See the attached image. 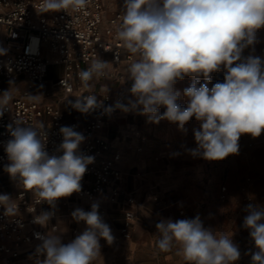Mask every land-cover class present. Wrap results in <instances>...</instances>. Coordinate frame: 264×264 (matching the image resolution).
<instances>
[{
  "label": "clouds",
  "instance_id": "1",
  "mask_svg": "<svg viewBox=\"0 0 264 264\" xmlns=\"http://www.w3.org/2000/svg\"><path fill=\"white\" fill-rule=\"evenodd\" d=\"M88 3L41 0L40 12H78ZM121 8L116 39L133 55L126 68L132 98L126 104L117 101L104 108L105 113L115 109L135 111L149 122L167 120L184 132L185 125L195 117L200 125L193 130L196 147L186 151L193 158L207 161L238 154L241 135L256 138L264 132V57L243 55L258 42L257 32L264 27V0H123ZM6 54L7 50L0 47V55ZM222 67L224 81L209 87L212 73ZM111 69V62L98 57L78 76L91 93L95 81L107 77ZM187 76L193 81L181 92L175 85ZM14 86L9 81V88L0 94V117L13 99L17 90ZM104 88L108 91L106 85ZM181 96L186 99L185 107L178 102ZM42 98L41 94L27 95L30 102L39 103ZM72 107L89 113L102 107V102L89 94L77 97ZM161 107L165 111L159 114ZM23 125L22 120L14 119L7 126L11 138L4 149L10 163L5 171L33 193L35 204L47 203L55 209L61 198L81 192L82 178L94 157L79 152L85 137L75 126L60 128L63 139L56 152L62 154L50 155L43 121ZM0 205L7 217L19 214L17 201L7 194H0ZM98 208L93 203L90 211L77 208L71 213L86 228L67 244L62 243L63 229L53 227L46 234L34 233L41 241L35 249V264H94L101 257L100 240L109 245L115 240ZM246 211L243 227L250 230L257 249L251 254L252 264H264V208L249 204ZM53 216V211H42L33 216L32 223L46 227ZM155 227L158 250L168 253L175 247L186 264H234L240 259L239 247L231 238L234 233L229 236L206 228L198 215L175 222L161 219Z\"/></svg>",
  "mask_w": 264,
  "mask_h": 264
},
{
  "label": "crops",
  "instance_id": "2",
  "mask_svg": "<svg viewBox=\"0 0 264 264\" xmlns=\"http://www.w3.org/2000/svg\"><path fill=\"white\" fill-rule=\"evenodd\" d=\"M257 41L250 48H258L264 43V27L258 30ZM0 47L6 49L7 54L11 52L6 44V31L2 27ZM43 55L50 64L49 72L46 81L37 87L32 95L41 94V102L58 106L65 114L67 122L75 121L82 126L87 125L92 118L91 113H81L72 107L79 96L75 94L66 98L57 87L56 82L65 74L66 69L64 64L60 63L58 54L51 50L47 42L43 44ZM9 81L12 80L0 77V94L9 88ZM12 82L17 89L13 93V99L22 96L27 89V80L22 78ZM120 86L111 78H99L95 81L94 89L100 93L115 92ZM47 97L53 100H47ZM130 98L132 97L129 94L127 100ZM179 101L182 107L186 106L183 96ZM187 128L188 124L185 125L186 130ZM186 133L187 131H181L177 124L167 120L158 124L152 123L146 116L135 111H120L118 115L108 118L99 135L110 145L108 157L120 155L117 168L122 173V180L118 186V202L112 201L109 188L94 200L80 198L75 194L61 198L55 209L44 208V211H53L56 215V220L47 226L48 232L53 225H57L64 230L62 243L71 242L86 228V224L77 223L71 213L77 208L90 211L91 205L97 203L98 211L111 227L115 240L111 245L103 239L100 240L101 257L94 264H186L182 257L176 254L175 247L168 253L158 250L156 242L159 233L155 225L161 219H171L175 222L194 219L198 215L204 227L222 231L229 236L234 233L231 238L237 245L240 241L238 234L242 232L244 237L248 236L247 240H252L250 230L243 227L244 218L248 215L246 207L250 203L245 204L240 196L246 198L251 196V193L256 196L257 190L255 187L249 190L238 189L232 183L227 184L228 199L222 202L220 198L225 186L215 177L223 168L222 161H207L190 156L184 150L185 143L191 142L189 137L185 138ZM236 167V163L231 164L232 171ZM130 197L135 199L133 206L127 204ZM252 204L264 208V196L257 198ZM128 209L134 211L136 219L130 227L131 238L125 239L122 229L127 225L125 212ZM255 251L257 249L253 244L248 253L251 255ZM34 263L35 260L26 259L20 263L16 262Z\"/></svg>",
  "mask_w": 264,
  "mask_h": 264
},
{
  "label": "built area",
  "instance_id": "3",
  "mask_svg": "<svg viewBox=\"0 0 264 264\" xmlns=\"http://www.w3.org/2000/svg\"><path fill=\"white\" fill-rule=\"evenodd\" d=\"M40 4L41 0H0V27L5 29L6 44L11 49L9 54L0 55V77L12 81L24 78L28 83L23 95L10 101L8 110L0 117V174L6 172L5 166L10 163L4 145L11 138L7 126L14 119L22 120L25 124L23 126L43 121L47 133L46 150L50 155L62 154L56 152L63 139L60 128L75 126V130L85 137L79 146V152L94 157V161L87 166L81 181V192L73 194L94 200L109 188L112 201L117 203L120 196L118 186L122 180V173L117 168L120 155L107 156L110 145L99 132L108 118L121 111L115 109L107 114L104 108L114 106L117 101L126 103L130 94L128 89L131 81L126 79V68L133 60V55L116 39V26L120 23L122 13L108 17L103 0H89L86 9L78 12L68 9L41 13ZM33 38H36L35 41ZM45 42L58 54L60 63L65 66V74L56 82L64 96L70 98L75 94L79 97L95 94L97 100L102 102V107L90 111L92 118L85 126L75 121L67 122L65 114L55 104L41 101L35 103L27 99L28 94H33L46 81L49 72L50 64L43 55ZM260 51L264 55V43L260 46ZM98 57L112 64L109 75L101 79L111 78L120 84L115 92L100 93L93 88L90 93L78 76L79 72L86 70ZM190 77L187 76L189 83ZM16 182L19 214L7 217L4 215V207L0 205V264H16L23 259L36 260L35 249L41 241L35 238L34 233L46 234L47 226L56 220L54 214L46 227L33 224V216L50 206L47 203L35 204L33 193L25 190L17 180ZM220 199L222 202L227 201V187L222 188ZM135 203L134 198H128L129 206ZM32 208H35L34 213L30 212ZM125 218L127 225L122 229V235L125 239H130V227L136 215L132 209H128ZM53 227L58 228L53 225L51 229Z\"/></svg>",
  "mask_w": 264,
  "mask_h": 264
},
{
  "label": "rangeland",
  "instance_id": "4",
  "mask_svg": "<svg viewBox=\"0 0 264 264\" xmlns=\"http://www.w3.org/2000/svg\"><path fill=\"white\" fill-rule=\"evenodd\" d=\"M103 4L105 7V14L108 17L113 16L115 13H122V4L123 0H103ZM254 49V51H253ZM258 49V50H257ZM249 54L254 56L264 57L261 54L260 47L255 48H247L244 50L243 55L247 57ZM224 69L222 67L221 71L212 73L211 82L209 83V87L214 85L217 82L224 81ZM191 83L193 81V77H190ZM200 82H204V78L200 77ZM189 83V79L185 77L182 81H178L175 85V88L180 90L187 88L191 85ZM20 97V96H19ZM47 100L52 99L50 97L46 98ZM53 100V99H52ZM180 103V101H178ZM165 111L163 107L158 111L159 114H162ZM189 128H187V133L185 138H190V143H185L186 149H191L196 147V142L194 139V129H199V122L196 121L195 117H193L188 123ZM239 152L235 155H229L222 161V170L215 177L218 182H220L223 186L227 187V184L232 183L238 189L249 190V188H254L257 190L255 195L251 193V196L246 197L240 196L242 201L245 204L255 203V200L264 196V132L261 133L259 137L253 138L248 134L241 135L239 141ZM183 150V151H184ZM236 163L237 167L232 171L231 164ZM210 166V164H209ZM18 191V185L16 180L11 178V176L3 172L0 174V194H7L13 200H16ZM228 194V192H227ZM228 199V195H227ZM242 225V224H241ZM242 231V230H241ZM239 235V251L241 253L240 259L236 261V264H252L251 255H249L248 250L253 246L254 241L247 240L244 237L243 232Z\"/></svg>",
  "mask_w": 264,
  "mask_h": 264
}]
</instances>
